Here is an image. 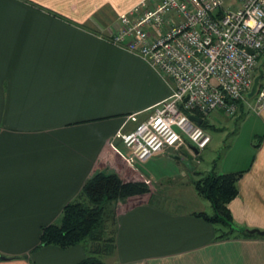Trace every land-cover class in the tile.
Returning <instances> with one entry per match:
<instances>
[{
  "label": "crops",
  "instance_id": "crops-1",
  "mask_svg": "<svg viewBox=\"0 0 264 264\" xmlns=\"http://www.w3.org/2000/svg\"><path fill=\"white\" fill-rule=\"evenodd\" d=\"M137 1L0 0V264H78L84 245H39L40 229L105 168L149 188L117 203L106 264H264V235L242 232L264 229V106L252 110L249 98L230 115L247 108L256 115L250 156L232 166L224 159L200 165L208 127L222 130L215 124L229 118L220 110L200 116L210 140L197 152L188 142L166 149L136 160L148 164L142 171L126 160L115 132L144 120L173 84L105 37ZM211 169L241 171L227 202L237 235L217 237L215 226L194 213L211 209L192 184ZM147 175L180 192L187 205L154 202L161 189L152 190Z\"/></svg>",
  "mask_w": 264,
  "mask_h": 264
},
{
  "label": "built area",
  "instance_id": "built-area-1",
  "mask_svg": "<svg viewBox=\"0 0 264 264\" xmlns=\"http://www.w3.org/2000/svg\"><path fill=\"white\" fill-rule=\"evenodd\" d=\"M116 20L118 28L105 35L107 40L173 83L144 120L115 132L129 162L187 142L193 152L202 149L210 136L188 114L207 117L220 110L233 115L237 101L246 100L259 63L262 76L247 104L255 111L264 106V60L259 59L264 0H140Z\"/></svg>",
  "mask_w": 264,
  "mask_h": 264
},
{
  "label": "trees",
  "instance_id": "trees-1",
  "mask_svg": "<svg viewBox=\"0 0 264 264\" xmlns=\"http://www.w3.org/2000/svg\"><path fill=\"white\" fill-rule=\"evenodd\" d=\"M259 59L264 60V50ZM246 99L248 97L245 96ZM237 105L243 107L244 101ZM203 118L200 125H206ZM241 171L209 172L199 174L192 184L198 195L209 202L211 210L194 212L215 226L217 237L237 235L227 202L237 194V179ZM147 191L144 182L123 181L113 170H97L82 184L77 195L61 209L58 218L41 226L39 245L53 244L66 248L74 244L85 246L86 255L78 264H106L104 255L114 248L113 225L117 202L127 196ZM246 235L249 233L242 229Z\"/></svg>",
  "mask_w": 264,
  "mask_h": 264
},
{
  "label": "rangeland",
  "instance_id": "rangeland-1",
  "mask_svg": "<svg viewBox=\"0 0 264 264\" xmlns=\"http://www.w3.org/2000/svg\"><path fill=\"white\" fill-rule=\"evenodd\" d=\"M248 99H246L245 101L249 102ZM244 112L245 113L242 114L241 117L236 118L235 116L231 117L230 115H226L229 118L220 119L218 121L219 125L217 124L215 125L223 128L222 130L221 129L214 130L208 127L207 131L211 135V141L204 150L199 151L201 153L200 158L202 159V162L200 163V165H204L205 163H208L209 160L214 159V160H217L218 162L217 165L220 166L221 161L224 159L226 166L227 164L232 166V163L235 162L234 159H248L249 158L250 156L249 146L253 138H250L248 130H250L252 126V120L256 117V115L254 112H252L250 108H247L246 110H244ZM191 114H194V113H191ZM210 115H212V113H210ZM150 159H162V158L151 157ZM183 159H191V158L190 156L188 157L187 155H184ZM130 163L136 166V168L139 171H142V168H148V164L140 163L136 160H131ZM108 170L109 169L107 168L104 169V171H108ZM146 177H147V180L149 181L150 188H152V190L157 187L161 189V192H158L156 194L155 192H153L151 199L152 200L154 199V202H160L161 204L170 202L171 204H174L177 201L178 202L181 201L180 205H183V206L187 205L186 203H184L185 200H183V196L180 192L178 194L177 193L174 194L172 193L173 191L171 190L163 189L164 184L162 183V181L158 180V183H156V181L153 179L152 176L147 175ZM137 182H143V181H137ZM144 183L147 186V190H149L148 183L145 181ZM203 201H206L207 203H209L205 198H203ZM120 202L121 201L117 203L119 204ZM210 210L211 209H209V211ZM108 228L112 229V224H110V222H108Z\"/></svg>",
  "mask_w": 264,
  "mask_h": 264
},
{
  "label": "water",
  "instance_id": "water-1",
  "mask_svg": "<svg viewBox=\"0 0 264 264\" xmlns=\"http://www.w3.org/2000/svg\"><path fill=\"white\" fill-rule=\"evenodd\" d=\"M248 51L249 52H252L251 49H248ZM261 65H262V63H259L258 68H257V73L253 77V81H252L251 87H250V89L246 93V96L248 98L252 97L253 94L255 93L256 88H257L258 83H259V79L262 76L263 69H262ZM188 115H189V117L191 119H193L194 121H196L198 123H200L202 121V118L199 117V116H197V115H195V114L189 113ZM246 230L249 233H256L258 235H264V229H259V228H246Z\"/></svg>",
  "mask_w": 264,
  "mask_h": 264
}]
</instances>
